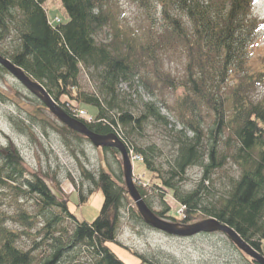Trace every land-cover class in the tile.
I'll return each mask as SVG.
<instances>
[{"label":"trees","instance_id":"1","mask_svg":"<svg viewBox=\"0 0 264 264\" xmlns=\"http://www.w3.org/2000/svg\"><path fill=\"white\" fill-rule=\"evenodd\" d=\"M48 1L0 0V56L44 87L65 114L99 136L114 135L127 148L128 155L137 157L151 174L159 171L155 164L157 149L137 147L135 139L141 136L147 122L169 128L177 148L164 178H160V186L180 206L182 219L177 222L171 215L168 217V208L155 215L186 225L197 223L201 216L203 220L213 218L264 256V101L253 103L247 97L253 85L264 79V70L249 74L243 71L242 81L234 83L228 95L225 93L231 72L248 65L250 43L263 25L250 18L254 1L157 0L164 25L155 37L145 41L135 36L127 38L114 28L109 0H60L68 16V23L62 25L47 20L43 5ZM107 26L116 32L114 38L109 42L97 41V34ZM167 50L185 52L187 61L181 82L161 70L158 55ZM151 63L149 74L142 76L141 68ZM0 70L6 72L2 67ZM81 70L90 79L95 78L94 93L80 91ZM138 81L151 96L165 89L183 92L175 99L173 112L180 118V131L167 116H162L157 103L141 100ZM123 85L127 87L125 96L136 102L132 103L135 110L129 111L130 104L121 98L119 87ZM65 97L94 109L95 116H89L90 122L78 118V107L65 108L60 104ZM201 108L212 114V124L206 132ZM48 124L64 138L71 134L77 140H85L63 126ZM32 130V126H27L20 131L24 134L33 133ZM225 134L236 143L231 159L241 174L226 196L204 203L208 176L226 162V157L219 158L218 152V142ZM193 166L202 167L204 172L196 189L185 193L180 186ZM84 175L103 193L102 208L91 224L77 222L70 213V200H60L39 174L28 171L13 145L0 146V186L11 188L15 197L33 198L40 207L37 215L23 210L11 216L0 215V264H36L33 254L42 245L48 254L40 264H59L65 253L83 247L90 256L84 264H124L110 246L116 244L120 213L132 206L131 199L113 173L101 170L98 175ZM67 180L75 187L70 177ZM135 187L143 200L144 191ZM79 203H85L82 194ZM128 212L142 220L133 210ZM40 220L41 229L32 234ZM71 220L74 228L68 232L61 224ZM7 221L18 223L24 230L5 228ZM41 234L42 238L34 241L29 251L17 248L20 238Z\"/></svg>","mask_w":264,"mask_h":264},{"label":"rangeland","instance_id":"2","mask_svg":"<svg viewBox=\"0 0 264 264\" xmlns=\"http://www.w3.org/2000/svg\"><path fill=\"white\" fill-rule=\"evenodd\" d=\"M253 1L254 5L251 9L250 18L263 22V25L258 29L250 43L248 65L241 66V69H235L231 72L225 88L227 95L234 83L242 81L244 72L249 74L264 70V0ZM109 8L113 15L112 18H114V28L121 30L127 38L135 36L145 41L147 38L155 37L163 28L164 22L157 0H109ZM43 9L46 11L48 21L51 22L56 19L61 21V25L68 23V16L62 8L60 0H49L43 5ZM182 20L187 26L186 18L183 17ZM187 27L189 28V26ZM115 33L112 27L107 26L101 33L97 34L96 40L109 42L114 38ZM158 56L161 70L176 81L181 82L184 78V67L187 61L185 52L167 50L159 53ZM145 68L147 70H144ZM151 68L152 63L141 68V75H148ZM78 82L80 91L83 93H94L96 90L95 78L90 79L82 70ZM139 84L141 88L138 90V94L141 100L145 103L152 101L157 103L162 116H167L175 124L176 130L180 131L182 127L180 118L173 112L175 99L183 92L178 89L174 92L165 89L161 93L151 96L146 90H143L142 82ZM126 89L125 85L119 87V92L123 93L121 98L125 100L126 104H130L127 106L129 111L135 110L136 108L132 103L136 105V102L129 101V97L125 96ZM124 97L126 98L124 99ZM247 97L253 103L264 101V79L253 85ZM131 99H135L133 95ZM60 104L64 105L65 108L72 107L75 109L74 107H78L79 110L85 111L88 116H95L94 109L83 107L77 102L70 101L67 97L62 98ZM67 105L68 107H66ZM201 110L205 118L203 129L206 132L212 124V114L205 108H201ZM23 123L24 125H22ZM48 123L62 126L47 109H43L36 98L20 86L14 77L0 70V146L13 145L28 171L39 174L60 200L65 198L70 200V213L75 216L77 222L91 224L102 208L103 193L97 190L84 174L98 175L101 170L107 171L118 177L125 186L120 155L112 150L95 149L86 139L80 141L71 134H67L64 138L57 130H53ZM26 125L32 126L33 133L29 131L24 134L21 133L20 130L27 127ZM144 126L143 133L140 137H136L134 143L137 147H156L155 164L159 171L156 174L147 172L143 168V164L136 159L137 161L132 163L134 186L142 188L144 191L143 201L148 204L152 212L158 214L168 208L167 216L171 215L176 218L177 222H180L182 219L180 206L172 199L171 194L160 186V178H164V173L168 170L169 163L176 152L177 146H174L173 135L168 132L169 128L164 129L155 122H147ZM205 143H207L206 140ZM218 144L219 158L225 156L226 162L221 169L212 171L208 176L209 182L205 184L207 191L203 193L204 203L211 200L215 202L226 196L234 181L239 179L241 174L239 167L231 159L236 146L234 139L228 140V135L225 134ZM203 172L202 167L193 166L189 168L180 189L185 193L195 190ZM69 177L74 181L75 187L68 182ZM50 179H55V181L52 182ZM59 191L65 197L59 195ZM81 194L85 197V203L80 204L79 195ZM130 202L132 206L126 207L120 213L121 220L116 234V244L110 246L112 252L124 264H254L220 233L202 234L191 238H176L157 232L128 212V209H131L137 216L139 215L136 212L134 202L131 200ZM39 209L40 207L36 206L33 198L15 197L11 188L0 186V215H15L19 210L30 215H37ZM203 219L205 218L201 216L197 218V221L201 222ZM165 221L172 222L171 220ZM42 224L40 220L32 234L39 231ZM73 224L74 222L71 220V222H63L61 226L71 232L74 228ZM4 227L14 231L24 230L18 223L14 224L9 221L4 224ZM63 235L65 236V234ZM41 238L42 234L37 237H22L17 243V248L22 251H29L33 242L39 241ZM46 249L45 245H42L37 252H34L36 264H40L44 256L48 254V249ZM89 257L84 247L77 248L73 252L65 253L59 264H84L90 260ZM143 261L147 263H142Z\"/></svg>","mask_w":264,"mask_h":264},{"label":"water","instance_id":"3","mask_svg":"<svg viewBox=\"0 0 264 264\" xmlns=\"http://www.w3.org/2000/svg\"><path fill=\"white\" fill-rule=\"evenodd\" d=\"M0 67L14 77L20 86L25 88L32 97L36 98L63 127L70 129L74 133L81 135L84 139H87L95 149L105 148L118 151L122 162L125 190L131 201L134 202L137 213H139L143 223L157 232L159 231L176 238H191L202 234L220 233L225 236L239 252L245 257L247 256L251 262L254 264H264V256L260 252L254 251L247 243L241 240L234 230L213 218L186 225L183 223L167 222L157 217L155 213L148 208L147 204L143 202L139 191H137L134 186L132 180L133 170L131 159L129 158L128 150L123 143L112 134L108 136H99L86 128V126L79 120H75L65 114L63 110L54 103L52 98L49 97L44 87H41L40 84L28 77L22 69L14 66L10 60L0 56Z\"/></svg>","mask_w":264,"mask_h":264},{"label":"built area","instance_id":"4","mask_svg":"<svg viewBox=\"0 0 264 264\" xmlns=\"http://www.w3.org/2000/svg\"><path fill=\"white\" fill-rule=\"evenodd\" d=\"M55 21V23H59V21L58 20H54ZM77 117L78 118H83V119H85V120H87V121H91V118L89 117V116H87V114H86V112L85 111H81V110H79V112H77ZM132 158V160H136L137 159V157H135V156H131ZM137 160H139V159H137Z\"/></svg>","mask_w":264,"mask_h":264}]
</instances>
